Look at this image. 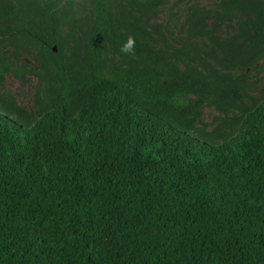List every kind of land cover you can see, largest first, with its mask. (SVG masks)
<instances>
[{
  "label": "trees",
  "instance_id": "obj_1",
  "mask_svg": "<svg viewBox=\"0 0 264 264\" xmlns=\"http://www.w3.org/2000/svg\"><path fill=\"white\" fill-rule=\"evenodd\" d=\"M263 62L264 0H0V264H264Z\"/></svg>",
  "mask_w": 264,
  "mask_h": 264
},
{
  "label": "rangeland",
  "instance_id": "obj_2",
  "mask_svg": "<svg viewBox=\"0 0 264 264\" xmlns=\"http://www.w3.org/2000/svg\"><path fill=\"white\" fill-rule=\"evenodd\" d=\"M252 80L255 82L256 87L251 92V96H260L261 91L264 90V73H259L258 75H255V72H253ZM5 87L12 93L16 94V100L19 104L25 106L29 105V89L26 86H22L17 80L13 79L12 77H7L5 79ZM212 114L213 112L211 110H205L206 120H210Z\"/></svg>",
  "mask_w": 264,
  "mask_h": 264
},
{
  "label": "clouds",
  "instance_id": "obj_3",
  "mask_svg": "<svg viewBox=\"0 0 264 264\" xmlns=\"http://www.w3.org/2000/svg\"><path fill=\"white\" fill-rule=\"evenodd\" d=\"M134 49H135V38L129 35L126 42L121 45L120 51L121 53H124L127 55H134L135 54Z\"/></svg>",
  "mask_w": 264,
  "mask_h": 264
},
{
  "label": "water",
  "instance_id": "obj_4",
  "mask_svg": "<svg viewBox=\"0 0 264 264\" xmlns=\"http://www.w3.org/2000/svg\"><path fill=\"white\" fill-rule=\"evenodd\" d=\"M52 48H53V51H56V47H55V45H54Z\"/></svg>",
  "mask_w": 264,
  "mask_h": 264
}]
</instances>
